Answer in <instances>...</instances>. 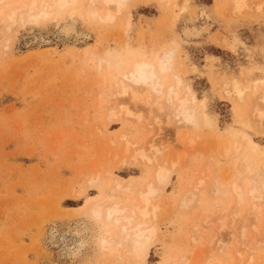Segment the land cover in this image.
Segmentation results:
<instances>
[{
    "label": "rangeland",
    "instance_id": "1",
    "mask_svg": "<svg viewBox=\"0 0 264 264\" xmlns=\"http://www.w3.org/2000/svg\"><path fill=\"white\" fill-rule=\"evenodd\" d=\"M8 1L0 0V264L113 263L115 251L99 242L105 224L87 213L86 206L99 198L101 190L111 199L126 200L110 185L112 178L124 184L150 178L152 164L140 162L129 151L132 146L138 150L139 144L151 150L152 142L164 149L158 148L161 163L168 165L182 152L183 159L177 160L175 173L155 201L160 204L156 221L160 237L147 264H244L245 260L247 264L250 256V264H264V240L252 228L246 231V243L236 236L234 224L228 228V218L225 228L231 234L215 231L213 217L230 218L233 201L228 193L211 196L213 182L212 187L206 184L211 192L205 186L193 193L191 208L180 204L190 199L194 177L207 159L221 189L234 178L247 184V175L264 166V127L250 114L252 102L260 104L256 95L264 91V0H243L236 12L229 0H127L128 14H116L111 23L76 17L67 31L64 12L12 24L1 9ZM190 28L201 33L189 36ZM162 51L174 55L171 74L163 77V83H173L174 74L181 78L200 103V115L205 113L211 119L207 125L214 127L202 124V119V125L190 131L171 123L161 104L145 103L149 94L144 90L130 88L128 96L112 95L116 73L96 68L95 59L101 57L151 60ZM232 77L246 88L243 100L225 93ZM120 107L124 113L129 110L131 119L126 113L123 119L124 114H117ZM114 109L115 116L109 117ZM243 136L256 146L248 145ZM225 141L240 144V152L222 157ZM236 162L248 170L242 167L240 173ZM96 175L100 177L94 178L96 186L88 185ZM74 231L80 232L83 247L69 242ZM183 256L189 259L180 262Z\"/></svg>",
    "mask_w": 264,
    "mask_h": 264
},
{
    "label": "bare ground",
    "instance_id": "2",
    "mask_svg": "<svg viewBox=\"0 0 264 264\" xmlns=\"http://www.w3.org/2000/svg\"><path fill=\"white\" fill-rule=\"evenodd\" d=\"M176 1H178V0H176ZM180 1H181L180 3H182V0H180ZM161 2H163V1H161ZM170 2H171V0H170ZM230 2H232V4H234L233 7L234 6L235 7H234L233 11L236 12V9H238L242 5L243 0H229V3ZM244 2H245V0H244ZM126 3H127V0H9L7 3L2 4L1 9L4 11V15H3V16H5L4 18L11 21L12 24L14 21H18V20H19L18 22H20V21L22 22L24 20L37 19L40 17L49 16L52 14H54V16H55L56 14L58 15L60 12H64L63 22H64V28L67 31L68 28L70 29L71 24L73 23V21L75 20L76 17H83L84 19H89L92 21L94 20L95 22L98 21V23H101V24L103 22L104 23L105 22L109 23L110 21L112 22V20L116 16V14L120 15V13H123L124 11H126V8H127ZM177 3H179V2H177ZM173 5L175 6V4H173ZM175 7H177V6H175ZM243 10H245V9H243ZM231 11H232V6H231ZM126 13H127V11H126ZM126 16H128V15H125L124 21H126L127 25H128L129 18ZM121 18H124V16ZM171 18H173V15L171 16ZM58 20H57V22H58ZM87 22H89V21H87ZM125 24H124V27L126 28ZM8 25H9V23H8ZM186 32H187V35L192 36V37L198 36L201 33L199 30L191 29V28L187 29ZM153 56H154V54H153ZM173 56H174L173 51H162L158 54V56L155 59H151V60H145L146 58L143 59V58H134V57L125 58L123 56L120 57L119 59H111V58L105 59L104 57H103L104 59H101L102 58L101 57L100 59L98 58L99 59L98 61H96V59H95V63L97 64V66H96L97 70H99L100 68H103V67L105 69V67H107V68H109V71H110V69H112L114 71V73H116L114 76H117L116 79L118 80V82H117V85H115V86L113 84L114 82L111 83L113 85V89L111 86V89L113 92L112 95L125 97L128 94V90L130 88L132 91L134 89L135 92H137V90H139L140 92L142 90H144V91L148 92V94H149L148 100H146L145 103L149 107L150 106L152 107V105L153 106L155 105L154 107H157L158 104H161L160 107H162V108L164 107L163 112L165 111L166 113L165 112L164 113L170 117L169 119H171L170 120L171 123L174 122V124H176V125L178 124L179 126L180 125L183 127L185 126V129L188 128L187 130H189V131L191 130L189 128H197L204 123H205L204 125H206V126L210 125L211 119L205 113H202L200 115V112L198 110V108L200 106L197 107V105H199L200 103L197 104L196 99L194 98L193 95L190 94L189 89L182 85V82L180 80L181 78L179 79L174 74V75H171V76H174V77H172V78H174L173 83L170 82L171 84H169V85H165L163 83V77L166 74H169L172 70ZM104 71H106V70H104ZM110 72H112V71H110ZM168 77H170V76H168ZM172 78H171V80H172ZM108 84H110V83H108ZM224 89H226V88H224ZM245 89H246L245 86H242L240 84V82H238V80L233 79V77H232V80L230 82V87L228 89H226L225 93L227 94L228 97L234 96L236 98V100L238 101V99H240V100L242 99L243 94L245 92ZM144 91H142V92H144ZM248 91H246V92H248ZM259 93H260V90H259ZM261 93H262V95H261ZM261 93L256 95V98L259 99L260 104H259V102L253 101L252 102L253 107H251V108H253V110L250 109V112H251L250 114H251L252 118H255V120L258 118L256 121H258V124L260 123V126H261V124L264 125V91H261ZM259 95H260V97H259ZM227 96H225V97H227ZM233 103H234V101H233ZM254 103H255V105H254ZM256 103H258V104H256ZM121 107L123 108V106H121ZM121 107L118 108L117 114L120 115L122 113L125 116L122 115V117L121 116L120 117L122 119H123V117L127 118V116L130 115V114H128L129 110L127 109L128 111L125 112L127 114V116H126V114L124 113L125 107L123 108L124 110L121 109ZM110 111H112V110H110ZM110 111H109V115L111 113L112 114L109 117L113 118L115 116L114 113L116 110L114 109V111H112V112H110ZM129 113H131V112H129ZM132 114H131V116H132ZM136 116H138L137 118L140 117L139 120L141 119V116H139V115L133 114L132 117L135 118ZM129 118L131 119V117H129ZM252 118H251V120H253V122H254V119H252ZM107 119H109V118L107 117ZM200 119H202V124H201ZM136 120H138V119H136ZM124 121H126V120H124ZM213 124H214V122H213ZM263 125H262V127H264ZM208 127H214V126H208ZM186 134H187V132H186ZM243 138L246 140V143L248 145L256 146V144L250 138H248L246 136H243ZM189 140L192 142V140L190 138H189ZM189 140H187V141H189ZM190 141L188 142L189 146L191 144ZM127 142H126L127 146L128 145L130 146L129 142L128 143ZM226 142L227 141H225V144H226ZM149 143H147V144H149ZM227 143L228 144L225 145L226 147L223 148L222 145L220 147V151L221 150L223 151V152H221L220 155L222 157L224 155L225 159L229 155H233L232 157H234V155L238 154L241 150L240 144L237 145L236 142H232V143L227 142ZM139 145L142 146V144H139ZM152 145L154 146L153 142H152L151 146ZM127 146H124L125 147L124 150L127 148ZM141 146H139V147L136 146V149H138V150H135V147L132 146L134 148L133 149H132V147L130 148L131 150L129 151V154L133 151L134 153L132 152L133 154L132 153L130 154L133 158H138V160L140 159L141 160V161L139 160L140 162L143 161L145 163L152 164V171H151L150 178H148L145 181H140V182L133 183V184L129 183V182H127V184H124L119 178H116V179L112 178L113 182L110 185H113L114 190L121 192V193H124L126 195V200H122V199H120V197L111 199L108 196L109 194L106 191L101 190V192L99 194V198H97V200H95V201L92 200L93 202L89 203V205L86 206L87 208L85 207L88 210V211H86L87 213L89 212L91 215L98 218L103 224H105L103 235H102L101 240L99 242L104 249H112L115 251V253H114L115 259L113 260V263L111 262L112 260H108V264H110V262L112 264H147V257H148V254L150 252V249L153 247V245L158 241V239L160 237L159 227H158V224L156 222L160 204L156 203L157 202L156 199H158L164 193L165 188L169 184V182L171 180L172 172H174L175 167H178V161L177 160L181 161V159H183L182 158L183 156L181 155V154H183V152H182V153H179L181 155V158H180V155H178L179 159H178V156H175L176 158L172 157V159H173L172 161L171 160L168 161V157H167L168 165H165L163 163H165L166 161L161 163L159 161V158H157V156H159V154L162 153L161 150H164V149H162L160 147L156 148V146H154V148H155V150H154L152 148L153 147L152 146L151 150H150V148L146 147V144H145L144 147L147 149V151H146ZM158 148L161 150H159ZM148 149L150 152H148ZM125 151H128V148ZM125 151H123V152H125ZM247 151L251 152L250 148ZM244 152H246V150H244ZM150 153H152V154H150ZM126 154L127 153L125 152V155ZM165 154L166 153H164V155ZM244 154H243V156H244ZM175 155H177V154L175 153ZM131 156H129V159H131ZM166 156H167V154H166ZM170 156H169V158H170ZM243 156L240 157V160L243 159L242 158ZM232 157H230V159ZM132 160L134 161V159H132ZM206 161H207V162H205L206 164H204V166L206 168L202 167L201 170L199 169L197 176L194 177L195 179L193 178L194 179L193 181H195V182H194V184L192 183L193 186L190 188L191 189L190 192H192L189 194L190 196H188V197H190V199L189 200H186L187 198L182 199L180 204L182 206H188L189 205V207L191 208L193 205V204H191V202L193 203L194 197H195L194 196L195 194H193V193H197V191L199 189H202L203 187H205L206 184L210 183V186H211V182H213L214 188H213V190L211 189V191H212V194L210 193L211 196H215L217 194H219V196H220V194L223 195L225 193H228L229 196L231 197L232 201H233V205L230 207V209H229L230 211H228V215L230 216V218L228 216H220L219 217V215H220L219 213H218L219 214L218 217H216L217 215L215 214L216 218L213 217L214 218L213 221L217 223L216 224L217 228L215 226V228L212 227V229L213 228L216 229L215 231H217V233H219V234H221L223 232V230H225V232H228L227 233V236H228V234H231L229 232L231 231V229H232L231 227L234 224L233 228L236 227V229H238V231H237L238 233L236 235L235 231L232 230L233 233H235L236 236L241 237L243 239V241H242V239H240V240L243 243H246V241H247L246 239H248L245 235L246 231L248 232V229L252 228L253 230H251V229L250 230L252 232L255 231L254 232V234L256 233L255 236L258 237L260 239V241L262 238V241H263L264 240V218H263L264 212H262V211H264V210L262 209V207L264 208V206L261 203L264 202L263 201V199H264V181L262 178V175L264 176V166H262V167L260 166L261 168L258 171L257 170L251 171L249 169L251 172L248 175L246 174L247 175V181H248L247 184H240V183L234 182L233 181L235 179L234 178L235 176H234L233 177L234 179L232 180V182L228 181L227 184L225 186L223 185L224 187L221 189L220 185L218 184L217 178L215 179L213 177V173L211 172L212 169L210 170V168H212V167H209V166H211L210 164H212V166H213V163H211V160H210V162H208L209 161L208 159ZM239 162H242V161H239ZM249 162H250V160H249ZM122 163H123V161H122ZM207 163H208V166H207ZM241 165L238 166V163H237L236 167L237 166L239 167V168H237L238 170L243 167V166L240 167ZM207 167H209V168H207ZM228 170L230 171V169H228ZM243 170L246 171V170H248V168L244 166ZM239 171L241 173V169ZM106 174H108V173H106ZM227 174H229V173H227ZM227 174L225 175L226 177L224 176L225 179L229 177V176H227ZM231 174H233V171ZM108 175H110V173ZM96 176L97 177L94 176V177H92V179H89L88 185L90 184V186H92V187L96 186V180L95 179L96 178L100 179V177H98V175H96ZM240 176H242V175H240ZM98 181H100V180H98ZM244 183H245V181H244ZM208 186H206V188H207L208 192H211L210 188H208ZM111 188H112V186H111ZM81 192H83L82 189H81V191H79V193H81ZM187 193H189V191ZM116 196H118V195H116ZM121 198H123V197H121ZM221 198H223V197L221 196ZM226 198H227V196H226ZM229 212H231V213H229ZM81 214H82V211H81ZM222 215H224V213ZM239 216H242V217H240L241 218L240 221H238ZM227 218L229 219L230 226H229L228 222H226ZM236 219H238L237 220L238 223L240 222L238 224V226L237 225L235 226ZM209 220L212 221V219H209ZM231 220H233L232 225H231V222H232ZM208 224L210 225V222H208ZM208 224L206 223V225H208ZM247 224H248V228L246 229ZM249 225H250V227H249ZM227 226H229L228 228H231L230 231L226 230L225 227H227ZM68 238H69V242L71 244H74L75 248L83 247L85 245V242L82 240L80 232H78V231H74L71 234V236H69ZM258 238H257V240H259ZM62 240H64V239H62ZM197 241H198L197 239H192V242H194V243L196 242L198 244ZM219 243L221 244V241H219ZM256 246L260 247V245H256ZM207 252H210V251H207ZM108 255H109V253H108ZM250 257H249V259L247 258L248 259L247 264H248V262H249V264L252 263L253 257H251V261H250ZM185 258H187V257L183 256L182 258H180V262H181V259L184 260ZM187 259H189V258H187ZM104 260H105V258H104ZM200 260H202V259H200ZM245 261H243L244 264L246 263ZM197 262H198V264H202L201 261L200 262L197 261ZM175 263H177V262H175ZM236 264H240V262H238ZM241 264H243V263H241Z\"/></svg>",
    "mask_w": 264,
    "mask_h": 264
}]
</instances>
